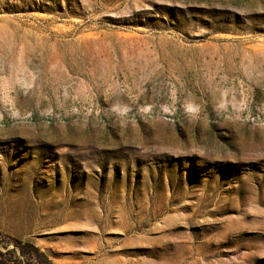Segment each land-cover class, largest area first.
<instances>
[{
  "label": "rangeland",
  "instance_id": "obj_1",
  "mask_svg": "<svg viewBox=\"0 0 264 264\" xmlns=\"http://www.w3.org/2000/svg\"><path fill=\"white\" fill-rule=\"evenodd\" d=\"M0 264H264V0H0Z\"/></svg>",
  "mask_w": 264,
  "mask_h": 264
}]
</instances>
